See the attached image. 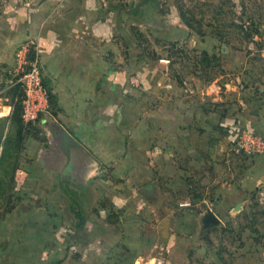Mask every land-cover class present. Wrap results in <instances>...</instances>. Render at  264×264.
Masks as SVG:
<instances>
[{
  "label": "crops",
  "instance_id": "1",
  "mask_svg": "<svg viewBox=\"0 0 264 264\" xmlns=\"http://www.w3.org/2000/svg\"><path fill=\"white\" fill-rule=\"evenodd\" d=\"M173 5L172 0H19L15 12L5 15L0 65L11 70L20 46L31 45L51 109L30 129L21 125L22 188L17 204L0 218V264H50L56 251L66 264H92L89 250L102 264H135L147 257L148 215L136 208L140 202L147 210L161 191L153 183L158 170L174 186L161 191L158 246L168 261H177L166 241L189 225L169 198L182 196L187 170L201 181L207 163L228 166L227 155H238L230 148L236 131L231 125L252 127L264 138V92L246 107L221 92L211 97L190 92L191 85L169 71L172 59L165 53L173 46L183 49L193 37ZM129 75H137L144 89L131 87ZM240 169L225 179L209 178L211 207L195 210L201 220L242 211L253 197L262 201H256L258 208L264 206V152ZM108 230L117 239L108 238L112 246L105 249ZM244 247L239 256L246 258ZM201 248L199 243L196 254Z\"/></svg>",
  "mask_w": 264,
  "mask_h": 264
},
{
  "label": "rangeland",
  "instance_id": "2",
  "mask_svg": "<svg viewBox=\"0 0 264 264\" xmlns=\"http://www.w3.org/2000/svg\"><path fill=\"white\" fill-rule=\"evenodd\" d=\"M172 1L175 10H178L177 6L180 7L181 14L189 22L193 37L183 42V49L173 46L175 48L171 47L169 54L165 53L172 59L168 63L170 66L168 70L191 85L190 92L196 90L195 93L198 95L202 93L211 97L221 92L224 97L218 95V98L242 100L246 107L260 99L264 92V0ZM18 3L19 0H0V32L4 31L5 15L15 12ZM137 38L143 42V45L146 43L144 37ZM24 45L26 43L22 46ZM16 61V66L11 70L0 65V218L17 204L22 188L18 179V162L24 141L21 135L18 90L14 83L19 72L18 59ZM211 79H216L218 82L211 85ZM129 83L133 88L144 89L140 87L141 82L137 75H129ZM208 101L213 103L212 100ZM230 127L232 131L236 130L230 147L233 149L234 140L239 139L247 129L260 136L252 127H243L241 124ZM263 152L264 150L259 153ZM236 153L237 156L227 155L228 166L222 163L209 168L207 163V169L202 171L201 181H195L193 170L187 168L190 177L188 176L187 183L182 187V196L176 198L170 196L169 200L176 204L172 209H176L177 214L183 213L187 226H190L186 230H181L182 232L179 230L178 236L174 234L170 241H166L172 244L170 247L172 257L177 261H168L167 255L162 254V246H158L161 245L158 244L160 238L158 232L163 227V218L160 215L164 216L163 208H165L164 205L162 206L161 191L171 190L174 187L163 179L162 172L158 170L160 174L153 183L161 191L150 199L153 203L148 205L147 210L143 211V204L140 202L136 208L137 213H141L142 217L148 215L147 230L151 235L152 245L149 248V255L140 258L135 264H261L258 261L261 262L263 259L261 257H264V206L259 204L260 208H258L257 202L262 201L254 197L250 198L248 207L239 212L233 210L227 216L212 214L207 215V218L203 216L201 220L200 215L195 213V210L199 211L202 208L203 211L206 206L211 207L209 187L213 184L207 182L210 177L219 176V179H225L226 173L237 175L239 170H242L240 168L259 154L244 156L242 153ZM228 175L230 178V174ZM117 176L121 177L118 171ZM149 183L152 182L148 181L145 185ZM167 200L165 198L164 203H167ZM183 207L186 208L180 210ZM149 214L152 215L151 218ZM205 225H208V228L204 229ZM61 232L63 230H60L59 234ZM108 238L116 240L117 233L108 230L104 237L105 249L112 246L108 243ZM135 238L133 247L137 250L139 245L138 239ZM199 243L202 244V254H196ZM241 245L245 246L244 249L248 248V255H244L246 258L239 256ZM164 251L167 254V250ZM187 252H189L188 257ZM152 255L154 256L150 257ZM88 256L91 258L90 263L102 264L96 260L90 250ZM64 257L58 251L53 252L49 258L50 264H66L62 262ZM108 263L117 264V261Z\"/></svg>",
  "mask_w": 264,
  "mask_h": 264
},
{
  "label": "built area",
  "instance_id": "3",
  "mask_svg": "<svg viewBox=\"0 0 264 264\" xmlns=\"http://www.w3.org/2000/svg\"><path fill=\"white\" fill-rule=\"evenodd\" d=\"M17 57L19 72L14 83L19 91L22 123L28 130L49 114L50 95L43 82L40 61L35 49L26 44L17 51ZM234 142V151L244 156L264 150V139L249 129Z\"/></svg>",
  "mask_w": 264,
  "mask_h": 264
},
{
  "label": "trees",
  "instance_id": "4",
  "mask_svg": "<svg viewBox=\"0 0 264 264\" xmlns=\"http://www.w3.org/2000/svg\"><path fill=\"white\" fill-rule=\"evenodd\" d=\"M187 22V24L190 26V24H189V22L188 21H186ZM48 92V91H47ZM49 93V92H48ZM50 100H51V96H50ZM18 102H19V100H18ZM20 102H19V114H20ZM20 119H21V116H20ZM21 121H22V119H21ZM23 125V124H22ZM61 233H65L64 231L63 232H61Z\"/></svg>",
  "mask_w": 264,
  "mask_h": 264
}]
</instances>
